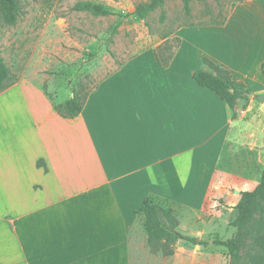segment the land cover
<instances>
[{"label":"crops","instance_id":"obj_1","mask_svg":"<svg viewBox=\"0 0 264 264\" xmlns=\"http://www.w3.org/2000/svg\"><path fill=\"white\" fill-rule=\"evenodd\" d=\"M192 27L170 35L180 44L167 67L153 54L163 40L136 51L98 80L73 118L26 78L0 91V264H175L178 247L152 252L136 210L151 195L191 206L229 177L220 153L264 106L253 98L231 118L192 78L205 56L264 93V0Z\"/></svg>","mask_w":264,"mask_h":264},{"label":"rangeland","instance_id":"obj_2","mask_svg":"<svg viewBox=\"0 0 264 264\" xmlns=\"http://www.w3.org/2000/svg\"><path fill=\"white\" fill-rule=\"evenodd\" d=\"M80 1L99 3L115 14L93 15L77 10L74 5ZM146 1L149 0H19L21 14L16 24L6 25L0 20V59L8 70L4 83L26 78L40 86L54 102L73 95L81 98L136 51L155 45L166 35L171 38L181 27V34H188L197 29L188 26L223 23L243 0H192L189 15L183 11L180 0H166L143 19L126 14ZM118 20L121 22L112 31L111 25ZM252 99H239L238 104L244 108ZM262 107L252 109L239 123V145L235 138L233 142L237 143L229 144L220 153L218 167L227 168L229 177L210 185L207 193L191 206L163 200L173 208L180 232L208 241L205 245L178 241L175 264H229L226 248L213 241L225 240L235 233L231 223L238 213L239 192L253 190L259 182L264 165ZM231 133H237L235 127ZM263 233L264 219L256 214L238 264H264V250L254 244Z\"/></svg>","mask_w":264,"mask_h":264},{"label":"trees","instance_id":"obj_3","mask_svg":"<svg viewBox=\"0 0 264 264\" xmlns=\"http://www.w3.org/2000/svg\"><path fill=\"white\" fill-rule=\"evenodd\" d=\"M166 0H149L138 3L130 13L139 19H143L148 13L157 8H161ZM185 14L189 15L191 11L190 3L192 0H180ZM74 8L85 10L93 15L115 14L112 10L103 5L91 1H80L75 3ZM21 14L19 0H0V20L6 25H15ZM159 20H163V12H160ZM121 20L111 25L112 31H115ZM174 41V44L171 42ZM180 39L177 36L171 38L166 35L164 40L154 47L153 54L155 60L162 66L167 67L172 59L175 49L179 46ZM264 74V64L261 66ZM8 75L6 66L0 59V91L7 85L4 83ZM192 78L200 86H204L214 92L230 110V117L237 115V104L239 99L247 100L244 95L248 91L245 84L232 78L228 69L219 63L210 60L208 57L201 59L200 66L192 72ZM88 93V92H87ZM87 93L81 98L78 95L68 96L62 102L52 101L56 112L66 118H73L83 107ZM236 204L238 209L237 216L232 221L235 227V233L225 239H214V243L220 244L226 248L229 258V264H238L240 259V250L244 239L249 235L252 222L255 215L259 214L264 219V165L261 171L260 179L253 190L247 189L240 192V198ZM168 202V200H164ZM162 199L156 196L145 198L136 210L143 214V228L146 233L147 243L152 252L160 251L164 255H172L177 241H185L192 245H205L207 240L195 236L187 235L178 229L179 221L174 215L173 208L165 205ZM259 234V233H258ZM255 239L254 244L257 248L264 250V233Z\"/></svg>","mask_w":264,"mask_h":264},{"label":"water","instance_id":"obj_4","mask_svg":"<svg viewBox=\"0 0 264 264\" xmlns=\"http://www.w3.org/2000/svg\"><path fill=\"white\" fill-rule=\"evenodd\" d=\"M244 95L247 96L249 99L254 98L258 100L259 102H264V93H253L251 91H247L244 93ZM235 191L238 192V190H235Z\"/></svg>","mask_w":264,"mask_h":264}]
</instances>
